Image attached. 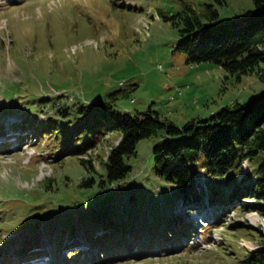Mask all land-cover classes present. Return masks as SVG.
Wrapping results in <instances>:
<instances>
[{"label": "rangeland", "instance_id": "1", "mask_svg": "<svg viewBox=\"0 0 264 264\" xmlns=\"http://www.w3.org/2000/svg\"><path fill=\"white\" fill-rule=\"evenodd\" d=\"M183 1L199 11L213 2L0 0V264H28L48 244L51 256L37 264H251L248 256L264 247V215L250 209L253 196H236V208L206 201L212 185L229 196L238 180L251 183L241 177L254 167L248 158L239 173L211 180L201 191L203 203L190 202L199 203V210L215 205L207 214H221L219 223L196 218L194 211L187 228L181 217L186 202L155 163L153 147L163 130L138 140L136 153L126 158L131 171L113 182L102 159L119 131H105L80 155H59L58 149L65 150L53 135L37 136L43 122L34 116L43 121L65 102L104 99L117 89L126 92L116 100L121 110L135 113L151 105L178 124L211 117L264 90L257 71L229 73L213 61L190 62L176 49L179 29L160 10L176 12ZM216 7L227 19L253 8L254 1L226 0ZM14 116L19 122L12 125ZM26 116L34 128L24 124ZM80 156L91 157V168ZM167 218L171 228L164 230L157 224ZM110 219L136 236L111 249L91 246L93 229ZM149 230L164 235L150 239L144 235ZM116 250V256L107 255Z\"/></svg>", "mask_w": 264, "mask_h": 264}, {"label": "trees", "instance_id": "2", "mask_svg": "<svg viewBox=\"0 0 264 264\" xmlns=\"http://www.w3.org/2000/svg\"><path fill=\"white\" fill-rule=\"evenodd\" d=\"M253 1V8L227 19H221L216 7V4H225L226 0L205 3L200 11L193 3L183 1L178 11L160 10V16L179 29L181 38L176 49L186 53L190 62L213 61L229 73L238 75L257 71L264 80V0ZM125 93L117 89L108 98L65 102L57 106L56 115H50L43 121L34 116L37 124L43 122L37 136L53 135L65 150L58 149L59 155H80L94 148L105 131H119L118 142L111 143L106 159H102L107 179L113 182L131 171L132 164L126 158L136 153L138 140L163 130V137L153 147L155 163L158 171L176 184L187 208L201 207L197 202H190L198 200L203 203L201 191H205L211 180L223 177L230 170L239 173L243 160L248 158L254 167L242 177L243 180L251 178V183L243 184L238 180L229 190V196H225L222 187L212 185L206 201L236 208V196L240 197V201L253 196L256 203L250 209L264 215V90L245 102L235 100L232 105L222 106L211 117H195L183 124L162 117L151 105L135 113L121 110L116 100ZM28 117L24 124L31 128L32 121ZM79 158L82 164L91 168V157ZM181 217L188 228L186 218ZM220 218L221 214H217L209 223L217 225ZM112 219L108 221V226H98L102 230L95 232L98 227L93 229L89 237L91 246L111 249L130 241L133 231H127ZM168 221L169 218L157 225L164 230L170 229ZM147 232L149 234L144 232V235L150 239L164 235L151 230ZM127 248L128 245L119 249L125 251ZM115 252L118 250L107 252V255L114 257ZM246 261L264 264V247L251 253Z\"/></svg>", "mask_w": 264, "mask_h": 264}, {"label": "bare ground", "instance_id": "3", "mask_svg": "<svg viewBox=\"0 0 264 264\" xmlns=\"http://www.w3.org/2000/svg\"><path fill=\"white\" fill-rule=\"evenodd\" d=\"M248 171H249V170H248ZM248 171H247V172H248ZM247 172H244V173H247ZM242 175L244 176L245 174L242 173V174H241V177H242ZM78 239H79V238H78Z\"/></svg>", "mask_w": 264, "mask_h": 264}, {"label": "built area", "instance_id": "4", "mask_svg": "<svg viewBox=\"0 0 264 264\" xmlns=\"http://www.w3.org/2000/svg\"><path fill=\"white\" fill-rule=\"evenodd\" d=\"M161 66V65H160Z\"/></svg>", "mask_w": 264, "mask_h": 264}]
</instances>
